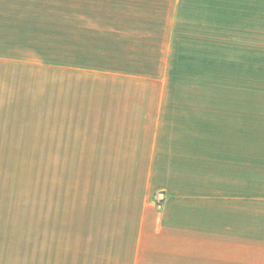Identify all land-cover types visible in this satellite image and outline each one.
<instances>
[{
    "label": "rangeland",
    "instance_id": "obj_1",
    "mask_svg": "<svg viewBox=\"0 0 264 264\" xmlns=\"http://www.w3.org/2000/svg\"><path fill=\"white\" fill-rule=\"evenodd\" d=\"M187 1L23 10L119 16L107 20H0V264H177L142 235L145 166L63 147L64 109L79 96L131 93L168 94L225 167L241 168L225 220L247 227L248 264H264V6ZM106 114L83 118L87 128ZM147 193L160 211V192Z\"/></svg>",
    "mask_w": 264,
    "mask_h": 264
},
{
    "label": "crops",
    "instance_id": "obj_2",
    "mask_svg": "<svg viewBox=\"0 0 264 264\" xmlns=\"http://www.w3.org/2000/svg\"><path fill=\"white\" fill-rule=\"evenodd\" d=\"M187 2L189 1L0 0V20L82 21L119 17L114 13L112 18H108L109 14L81 13L79 18H71L70 13L63 15L23 11L34 6H119ZM240 4L250 5L251 13L262 14L260 6H264V0H240ZM160 54L162 56V51ZM167 59L164 51L160 64H167ZM81 97L76 100L77 108L64 109V137L73 141L65 140L63 147L95 149L96 158L101 163L107 158L112 163L145 166L147 191L143 195L145 204L139 211L142 235L149 233L147 230L151 229L152 236L158 235L165 241L167 252L174 250L177 264H248L247 227L225 220V211L233 207L232 198L241 201L242 197L240 188L233 190L226 186H229L226 182L242 177V170L239 167L233 172L229 166L225 167V156L216 152L213 142L210 144L209 139L200 136L197 121L192 116L190 120L186 119L187 116L181 115L177 109H169L167 101L171 99L166 93L114 94L107 96L109 98L88 100L89 104ZM100 111L107 113L104 115L105 119L95 120V127L88 129L86 125L91 122L83 118L96 116ZM73 123L78 126L72 127ZM150 182H153V186ZM148 190L160 192L163 198L160 211L157 212L155 207L146 203Z\"/></svg>",
    "mask_w": 264,
    "mask_h": 264
}]
</instances>
